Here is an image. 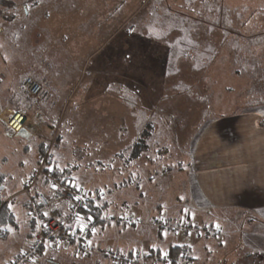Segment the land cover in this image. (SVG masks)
I'll return each instance as SVG.
<instances>
[{
	"label": "rangeland",
	"instance_id": "1",
	"mask_svg": "<svg viewBox=\"0 0 264 264\" xmlns=\"http://www.w3.org/2000/svg\"><path fill=\"white\" fill-rule=\"evenodd\" d=\"M248 34L247 41L231 40ZM208 50L222 53L215 72L200 68L206 63L198 57ZM233 71L247 85L217 89L221 74ZM28 78L41 88L46 118L33 122L46 137L58 126V168L70 170L75 186L100 192L110 205L105 217L134 218L108 227L128 239L140 228L146 240L160 230L197 237L199 227L172 225L164 209L186 199L185 152L209 118L264 114V0H0V174L6 177L0 196L15 217L0 236V264L15 259L29 240L22 198L12 196L35 167L41 139L13 133L2 121L12 110L33 114L22 93ZM147 123V150L128 158ZM120 151L126 152L118 158ZM94 236V248L114 250L119 264L158 263L147 248L118 252L103 245L105 232ZM73 248L46 249L28 264H107L96 252ZM234 250L222 259H232ZM191 253L179 264H192L200 248L196 257ZM162 259L171 264L168 255Z\"/></svg>",
	"mask_w": 264,
	"mask_h": 264
},
{
	"label": "crops",
	"instance_id": "2",
	"mask_svg": "<svg viewBox=\"0 0 264 264\" xmlns=\"http://www.w3.org/2000/svg\"><path fill=\"white\" fill-rule=\"evenodd\" d=\"M185 156L186 199L183 204L178 200L170 204V210L167 207L164 212L167 217L185 218V223L199 227V236L170 233L146 240L147 234L140 228L135 238L128 239L112 226L99 229L95 235L105 232L109 240L103 245L118 252L143 247L158 256V263L144 264H165L162 257L175 244L187 246L194 257L200 248L192 264H264V114L248 111L212 116ZM26 229L29 235L27 225ZM97 242L101 243L100 238ZM232 249L233 258L222 259L223 253L228 255ZM73 251L79 252L76 246Z\"/></svg>",
	"mask_w": 264,
	"mask_h": 264
},
{
	"label": "built area",
	"instance_id": "3",
	"mask_svg": "<svg viewBox=\"0 0 264 264\" xmlns=\"http://www.w3.org/2000/svg\"><path fill=\"white\" fill-rule=\"evenodd\" d=\"M22 93L33 114L24 111H10L2 119L6 128L13 133H28L31 137L41 139L46 149L39 156L32 172L26 175L12 199L22 198L25 220L30 225L31 237L27 248L15 259L6 264H28L39 258V253L46 249H65L76 246L81 254L97 253L109 264H119L122 256L112 249L98 250L94 248L92 238L97 231V224L92 217H84L85 209L91 194L75 185H65L53 176L52 163L55 161L54 141L58 126L50 130L51 137L42 133L39 120L46 119L40 109L39 84L26 79L22 85ZM39 120H37V119ZM107 224H133L134 218L127 214L103 217ZM161 226L157 222L156 227ZM188 264V263H185ZM190 264V263H189Z\"/></svg>",
	"mask_w": 264,
	"mask_h": 264
},
{
	"label": "trees",
	"instance_id": "4",
	"mask_svg": "<svg viewBox=\"0 0 264 264\" xmlns=\"http://www.w3.org/2000/svg\"><path fill=\"white\" fill-rule=\"evenodd\" d=\"M243 21L246 22V19ZM243 25H244V23L242 24V26ZM249 37L250 36L248 34V36L243 37L244 38L243 40L242 39H235L234 37H232L233 39H231V40H233V41H236V40L239 41L240 40L242 42V41H247ZM207 52L208 53H205V52L200 53L202 56L198 57L199 60H201V61L204 60L206 63L205 65L203 63H201L200 68L204 67L205 71H207V72H209L211 70H213V72H215L214 70L216 68H213L214 62L216 60H218V58L220 57V55L222 53H220V50H217V51L216 50L215 51L208 50ZM198 53L199 52L196 51V54H198ZM226 53L229 55V57H231L230 63H233L234 61H236V59L233 60L234 58L232 57V54H230L229 51L228 52L226 51ZM190 54H195V53L191 52ZM194 58H197V57L195 56ZM201 65H204V66H201ZM197 67L199 68L198 64H197ZM217 72H219V70ZM243 72H245V71H243ZM223 73L221 74L223 78H222L221 82L219 83L217 89L218 88L219 89L224 88V90H225V88H227V89L231 90V87H233L235 85H238L240 88L247 85V82L245 84H243L239 81L240 79H237V75H238V73H240L239 71H233L232 73L231 72H223ZM237 81H239V82L237 83ZM230 95L234 96L233 93H230ZM234 104L235 103H233L232 105H234ZM261 106H263V104H261ZM226 108H224L223 111H227L229 107L226 106ZM234 109H236V108H234ZM223 113H225V112H223ZM151 132H152V129L148 123L144 126V128H142V129H140V131H138L137 140L133 144L132 150L128 154V158H131V159L139 158L147 150L148 146H147L146 141L151 136V134H152ZM58 140L59 139L57 138V141ZM45 149H46V146L44 145V143H42L40 141L38 148H37V156L39 157L40 155H42L43 152L45 151ZM123 152H126V151H120L117 154V157L120 158L123 155ZM52 166H53V176L54 177L59 179L65 185H72V184L74 185V182H73L71 175H70V170L59 169L56 161H54L52 163ZM5 180H6V177H4L3 175L0 174V186L5 183ZM109 206L110 205L107 204L105 201H103V199L101 198L100 192L95 191L93 193V195L91 196V198L89 199L85 209L82 211V214L84 215V217H88V216L92 217L93 220L95 221V224H97L96 225L97 229H103L107 226V224L103 221V217L105 216V213H107V211L109 210V208H110ZM167 219H169L168 222L172 221L173 222V223L171 222L172 225H176V226L181 225L185 221V218L181 219V218H178L177 216L176 217L168 216ZM174 221H175V223H174ZM13 226H15V217L11 211L10 205L8 202L3 201V199L0 196V236H5L4 230L8 227H13ZM28 227H30V226H28ZM29 232L30 233L28 236L30 239V237L32 235H31V231H29ZM158 234L159 235L164 234V232L162 230H160L158 232ZM187 252H189V249L185 245H176V244L172 245L168 248V251H167L168 259H169L171 264H178L182 260H184L183 259L184 253H187ZM41 253H39V255H41Z\"/></svg>",
	"mask_w": 264,
	"mask_h": 264
},
{
	"label": "water",
	"instance_id": "5",
	"mask_svg": "<svg viewBox=\"0 0 264 264\" xmlns=\"http://www.w3.org/2000/svg\"><path fill=\"white\" fill-rule=\"evenodd\" d=\"M0 189H1V187H0Z\"/></svg>",
	"mask_w": 264,
	"mask_h": 264
}]
</instances>
